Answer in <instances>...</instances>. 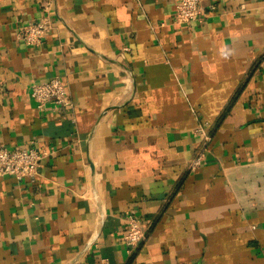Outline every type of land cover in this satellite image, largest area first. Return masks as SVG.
Returning a JSON list of instances; mask_svg holds the SVG:
<instances>
[{
	"label": "crops",
	"instance_id": "1",
	"mask_svg": "<svg viewBox=\"0 0 264 264\" xmlns=\"http://www.w3.org/2000/svg\"><path fill=\"white\" fill-rule=\"evenodd\" d=\"M243 2L180 26L176 0H0V148L48 152L0 177V264H264V0ZM45 12L43 43L17 40ZM55 77L69 105L40 112Z\"/></svg>",
	"mask_w": 264,
	"mask_h": 264
},
{
	"label": "built area",
	"instance_id": "2",
	"mask_svg": "<svg viewBox=\"0 0 264 264\" xmlns=\"http://www.w3.org/2000/svg\"><path fill=\"white\" fill-rule=\"evenodd\" d=\"M205 0H176L174 23L180 26H188L192 23H203ZM241 10L245 9L243 0ZM216 8L213 7V10ZM53 29V21L45 12L39 20L31 21L20 26L16 32L17 40L23 42L28 47H39L46 36ZM31 98L35 102L40 112H45L49 105L54 109L61 110L67 108V89L60 78L55 77L47 83H34L31 86ZM197 137H201L205 144L211 139L203 126H199L195 131ZM48 156L45 150L35 148H0V177H13L18 182L24 180L34 181L42 167L43 160ZM205 158L203 152L199 153L189 164L192 172L197 171ZM127 223V233L124 238V245L128 250L136 249L145 240V232L141 220L133 212L125 216Z\"/></svg>",
	"mask_w": 264,
	"mask_h": 264
},
{
	"label": "trees",
	"instance_id": "3",
	"mask_svg": "<svg viewBox=\"0 0 264 264\" xmlns=\"http://www.w3.org/2000/svg\"><path fill=\"white\" fill-rule=\"evenodd\" d=\"M134 213V212H133Z\"/></svg>",
	"mask_w": 264,
	"mask_h": 264
}]
</instances>
